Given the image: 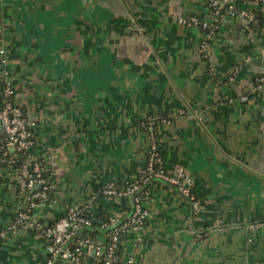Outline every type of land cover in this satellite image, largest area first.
Segmentation results:
<instances>
[{"label":"crops","instance_id":"crops-1","mask_svg":"<svg viewBox=\"0 0 264 264\" xmlns=\"http://www.w3.org/2000/svg\"><path fill=\"white\" fill-rule=\"evenodd\" d=\"M257 8L238 1L219 16L209 74L203 31L178 22L207 20V0H0V59L12 102L34 123L29 150L48 185L44 199L32 197L39 184L21 191L13 167L0 165V264H45L41 230L67 207H84L96 250L55 264H102L105 228L129 210L128 199L99 189L132 180L144 165L147 116L158 118L163 169L190 177L195 208L152 180L139 193L146 216L126 232L117 259L264 264V86L253 88L264 75V31L239 13ZM28 197L32 226L5 230Z\"/></svg>","mask_w":264,"mask_h":264},{"label":"built area","instance_id":"built-area-1","mask_svg":"<svg viewBox=\"0 0 264 264\" xmlns=\"http://www.w3.org/2000/svg\"><path fill=\"white\" fill-rule=\"evenodd\" d=\"M238 1L243 0H207V6L209 8L207 20L204 21L195 16L178 19L180 23L188 22L203 31V39L199 44V51L205 60L206 69L209 74H214V66L212 63L213 58L208 51V40L216 32L220 10L231 9L232 5ZM254 1L258 4V2L263 0ZM239 13L248 25L253 23L252 13L245 10H241ZM0 56H2V50H0ZM263 86L264 75L257 77L253 83L254 89H260ZM12 96L13 87L9 78V72L5 68L3 59H0V131L5 137V144L3 146L0 145V149L4 147L9 150L11 149L10 155L6 157L0 156V163L12 166L15 156L19 152H22L20 155L26 157L28 162H22L16 168L12 166L18 188L21 191H29L32 185L39 184V190L32 197L42 199L47 196L48 185L40 175L41 168L32 161L31 155H24L23 153L24 151H28L33 144L32 128L34 123L24 117L20 107L12 102ZM157 123L158 118L155 116H147L141 121V127L148 136L149 142L145 163L140 168L137 176L130 180L123 188H118L115 182L110 181L99 189V194L103 198L118 200L126 198L130 206L128 216L108 230V243L102 264H132L130 258L119 261L114 257L113 253L121 233L141 226L146 216V210L141 204L139 193L152 180L167 184L189 200L191 209L195 208V202L189 194L188 189L190 177L181 169L176 168L169 172L162 167L158 145L154 137ZM31 201L32 198L28 197L25 210L18 213L13 222L5 230L13 231L16 228H28L32 226L28 214L33 205ZM90 226L91 223L84 213V207H67L59 218L41 230L47 239L46 253L48 257L45 264H55L57 258H68L72 262L78 261L84 248L94 247L91 238L79 236L82 231L87 230ZM2 234L3 232L0 231V235ZM67 242L69 243L65 246ZM94 250H96L95 247Z\"/></svg>","mask_w":264,"mask_h":264},{"label":"trees","instance_id":"trees-1","mask_svg":"<svg viewBox=\"0 0 264 264\" xmlns=\"http://www.w3.org/2000/svg\"><path fill=\"white\" fill-rule=\"evenodd\" d=\"M257 6H258V8H257V10L256 11H254V12H252V15H253V23L252 24H249V27L251 28V29H264V0L263 1H261V2H258V4H257ZM222 10H220V14L219 15H221L222 14ZM5 144V137H4V134L0 131V145H4ZM31 148V147H30ZM10 153H11V151L8 149V148H1L0 149V156H3V157H6V156H8V155H10ZM22 153V152H21ZM20 152L18 153V154H21ZM24 153V155H31V152H30V150H28V151H24L23 152ZM22 162L20 161V160H17V156H15V159H14V162H13V167H19L20 166V164H21ZM0 165H5V163H0ZM40 175H41V177L43 178V180L45 181L46 180V175H45V172L43 171V169H40ZM137 176V175H136ZM135 176V177H136ZM134 177V178H135ZM128 182H130V181H125V182H116V185H117V187L118 188H123L126 184H128ZM189 194H190V191H189ZM191 195V194H190ZM192 196V195H191ZM42 199H44V198H42ZM122 199V198H121ZM120 199V200H121ZM123 205H126V207L125 208H127L129 211H130V206H129V204L127 203V204H125L124 202H121ZM128 211V212H129ZM88 219H89V221H90V223H91V226H90V229H87V230H85V231H82L81 233H80V237H88V238H92V236L94 235V231H93V228H92V225H93V223H92V221H91V218L90 217H88V216H86ZM98 225H103V226H109V224H110V222L107 220V219H101V220H98V223H97ZM109 233V232H108ZM107 233V234H108ZM125 234H126V232H124V233H121L120 235H119V238H118V243H117V246H116V248H115V250H114V257L115 258H117V255H118V248H119V243H120V241L124 238V236H125ZM107 243H108V240H107ZM70 247V246H69ZM119 259V258H118Z\"/></svg>","mask_w":264,"mask_h":264},{"label":"water","instance_id":"water-1","mask_svg":"<svg viewBox=\"0 0 264 264\" xmlns=\"http://www.w3.org/2000/svg\"><path fill=\"white\" fill-rule=\"evenodd\" d=\"M19 158H21V156H19ZM39 187H40V185H38ZM188 201V203H189V205H190V202H189V200H187ZM114 226V225H113ZM113 226H110V227H108V228H105V230H109L111 227H113ZM88 229H90V227L88 228ZM69 242H67L66 244H65V246L68 244Z\"/></svg>","mask_w":264,"mask_h":264}]
</instances>
